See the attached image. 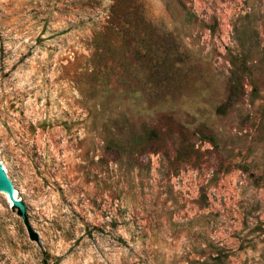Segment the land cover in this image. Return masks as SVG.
Wrapping results in <instances>:
<instances>
[{"label": "rangeland", "instance_id": "rangeland-1", "mask_svg": "<svg viewBox=\"0 0 264 264\" xmlns=\"http://www.w3.org/2000/svg\"><path fill=\"white\" fill-rule=\"evenodd\" d=\"M0 264H264V0H0Z\"/></svg>", "mask_w": 264, "mask_h": 264}, {"label": "water", "instance_id": "water-1", "mask_svg": "<svg viewBox=\"0 0 264 264\" xmlns=\"http://www.w3.org/2000/svg\"><path fill=\"white\" fill-rule=\"evenodd\" d=\"M0 194H10L11 197L13 198V202H15L14 204H16L15 200L19 195L18 191L16 190L13 182L11 181L1 161H0Z\"/></svg>", "mask_w": 264, "mask_h": 264}, {"label": "bare ground", "instance_id": "bare-ground-1", "mask_svg": "<svg viewBox=\"0 0 264 264\" xmlns=\"http://www.w3.org/2000/svg\"><path fill=\"white\" fill-rule=\"evenodd\" d=\"M7 195H8V198L10 199V201H13V198L11 197V195L10 194H7Z\"/></svg>", "mask_w": 264, "mask_h": 264}]
</instances>
